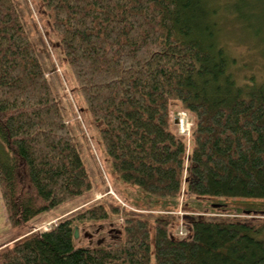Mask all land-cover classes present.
Listing matches in <instances>:
<instances>
[{"label": "trees", "instance_id": "1", "mask_svg": "<svg viewBox=\"0 0 264 264\" xmlns=\"http://www.w3.org/2000/svg\"><path fill=\"white\" fill-rule=\"evenodd\" d=\"M40 1L48 27L26 0H0L7 220L20 225L90 192L93 164L105 182L92 129L127 192L0 245V264H264V82H237L207 0ZM61 60L82 107L61 93ZM171 100L193 116L188 140L171 128ZM180 207L191 213L177 236ZM86 223L118 239L81 245L74 226Z\"/></svg>", "mask_w": 264, "mask_h": 264}, {"label": "rangeland", "instance_id": "2", "mask_svg": "<svg viewBox=\"0 0 264 264\" xmlns=\"http://www.w3.org/2000/svg\"><path fill=\"white\" fill-rule=\"evenodd\" d=\"M28 6L31 8L33 17L39 21L43 27L49 25V21L52 20V11H44L40 0H26ZM208 6L212 7L213 17L211 21L215 23L217 31V39L226 50L229 59V70L234 75L235 79L240 84H248L254 82H264V0H207ZM36 6L40 13H37ZM44 35L46 34L45 28H43ZM54 43V40H52ZM52 41H49L48 47H52ZM51 54L56 56L51 49ZM61 78L63 81V87H61V93L65 94L66 91H71L73 97L77 99L76 103L83 106L82 99L76 91L75 82L70 73L69 67L64 60L59 63ZM171 128L186 137L188 140L189 132L193 124V116L188 112L181 103L177 100H171ZM179 112V113H178ZM83 118L87 117L85 113L82 114ZM180 115L184 117L185 122H180ZM92 142L98 155V162L100 163L102 173L105 177V182L99 176V171L96 166L91 167L93 172V179L95 181V187L88 193L78 197L74 200L63 203L62 205L51 209L50 211L41 214L39 217L32 219L28 222L22 223L17 226H10L7 220L6 211L4 208L3 200L0 194V245H5L10 239H16L25 234H28L37 229L48 228L54 224L57 219L68 211L74 210L75 207H80L88 202L100 201L103 197L113 195L115 198H120L117 193L123 199L124 192H127V185H124L114 174L112 166L110 164L109 157L105 153L101 143L97 139V133L94 129L89 130ZM88 160L90 157L86 156ZM106 185L108 189L106 190ZM135 189L130 187V192ZM131 193H129L130 196ZM186 196L182 193L180 195V202L182 206H186L184 198ZM183 200V201H182ZM228 204L233 206L238 204L237 199L233 202V199H226ZM208 211V209H205ZM191 213L186 211L185 208H179L177 211V218L175 219L174 226L172 228L173 234L182 236L186 233V225L184 224V215ZM253 216V215H249ZM258 219H264V214L256 216ZM108 220V219H107ZM102 223V222H101ZM92 223L83 224L78 228V236L75 241L81 245L101 243H113L118 239V231L110 230L111 238L104 237V229L97 232L90 227ZM97 224H100L99 222ZM99 227H103L101 224ZM113 228V226H111ZM150 230V243L152 248L153 243V223L149 224ZM8 242V243H9ZM12 242V241H11ZM10 242V243H11ZM153 262V258H152Z\"/></svg>", "mask_w": 264, "mask_h": 264}, {"label": "water", "instance_id": "3", "mask_svg": "<svg viewBox=\"0 0 264 264\" xmlns=\"http://www.w3.org/2000/svg\"><path fill=\"white\" fill-rule=\"evenodd\" d=\"M77 236H78V226L75 225L74 226V237L76 238Z\"/></svg>", "mask_w": 264, "mask_h": 264}, {"label": "bare ground", "instance_id": "4", "mask_svg": "<svg viewBox=\"0 0 264 264\" xmlns=\"http://www.w3.org/2000/svg\"><path fill=\"white\" fill-rule=\"evenodd\" d=\"M178 113H179V112H178ZM180 122H181L182 124H184V122H185L184 117H181V115H180Z\"/></svg>", "mask_w": 264, "mask_h": 264}, {"label": "crops", "instance_id": "5", "mask_svg": "<svg viewBox=\"0 0 264 264\" xmlns=\"http://www.w3.org/2000/svg\"><path fill=\"white\" fill-rule=\"evenodd\" d=\"M13 239V238H12ZM11 240V239H10Z\"/></svg>", "mask_w": 264, "mask_h": 264}]
</instances>
